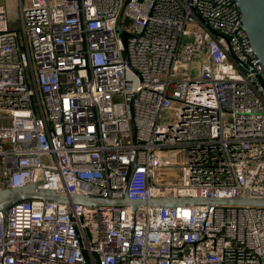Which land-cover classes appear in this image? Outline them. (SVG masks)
<instances>
[{
	"label": "built area",
	"instance_id": "1",
	"mask_svg": "<svg viewBox=\"0 0 264 264\" xmlns=\"http://www.w3.org/2000/svg\"><path fill=\"white\" fill-rule=\"evenodd\" d=\"M23 1L17 30L0 5V189L264 201V93L223 38L262 68L234 0ZM0 264H264V207L21 201Z\"/></svg>",
	"mask_w": 264,
	"mask_h": 264
},
{
	"label": "water",
	"instance_id": "2",
	"mask_svg": "<svg viewBox=\"0 0 264 264\" xmlns=\"http://www.w3.org/2000/svg\"><path fill=\"white\" fill-rule=\"evenodd\" d=\"M240 13V23L245 31L249 45L258 59L262 68L261 73H257L250 66L240 62L233 54L228 39L221 37L220 34L214 33L217 37L224 39L228 52L236 65L243 71L251 74L264 93V0H234ZM121 37L122 45L125 48L128 33L121 29L120 23L116 28ZM39 184H27L17 188L0 189V213L6 218L7 211L11 205L21 201H41L54 202L66 205H79L84 207L100 206H128L135 210L139 206L150 205L154 207H176V206H193V205H241L264 207V201L261 200H225V199H192V198H170L157 199L148 202L131 201L126 196L121 200H111L96 196H59L54 191L42 190L38 188Z\"/></svg>",
	"mask_w": 264,
	"mask_h": 264
},
{
	"label": "rangeland",
	"instance_id": "3",
	"mask_svg": "<svg viewBox=\"0 0 264 264\" xmlns=\"http://www.w3.org/2000/svg\"><path fill=\"white\" fill-rule=\"evenodd\" d=\"M0 5L4 6V14H5V21L6 27L9 30H17L19 28V8L16 3V0H0ZM28 2L23 1V6H27ZM125 29H129L126 23L122 25ZM191 32L199 33L201 29L197 26L189 27L188 28ZM196 78H198V74H194Z\"/></svg>",
	"mask_w": 264,
	"mask_h": 264
}]
</instances>
